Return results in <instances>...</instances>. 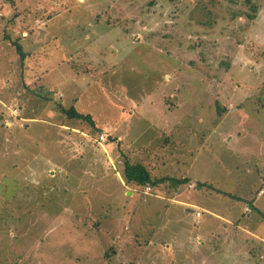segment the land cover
<instances>
[{"label": "rangeland", "instance_id": "1", "mask_svg": "<svg viewBox=\"0 0 264 264\" xmlns=\"http://www.w3.org/2000/svg\"><path fill=\"white\" fill-rule=\"evenodd\" d=\"M251 3L0 0V264H264ZM126 160L189 182L129 187Z\"/></svg>", "mask_w": 264, "mask_h": 264}, {"label": "trees", "instance_id": "2", "mask_svg": "<svg viewBox=\"0 0 264 264\" xmlns=\"http://www.w3.org/2000/svg\"><path fill=\"white\" fill-rule=\"evenodd\" d=\"M245 3L249 6L252 5L251 0H244ZM251 10L254 11L255 8L252 6ZM5 40H9V38L6 36ZM11 46L15 48L16 54L19 56L20 60H24L25 54L22 50L21 45L16 42V41H10ZM59 110L62 114L65 115V117L69 120H76V121H81L85 122L90 125L92 129L95 131H99L98 128H96V125L92 119V117L89 114H82L76 111L73 107L70 108H63L59 106ZM122 178L125 183V185L129 187H140V188H155L158 187L164 183H168L172 185L175 188H178L181 185H185L189 182L188 179L183 178V179H178L174 177H161V178H156L154 176H151L150 172L147 170V168L140 164V163H130L127 160L124 162L123 165V171H122ZM204 184L198 183L197 187H200ZM210 189H213L215 192L225 195L229 198L232 199H237L234 196L221 192L220 190H217L213 188L211 185L208 186ZM252 207L253 205L250 204ZM252 209L254 211H257L255 207L253 206ZM260 217L262 219V222L264 223V214L259 212Z\"/></svg>", "mask_w": 264, "mask_h": 264}, {"label": "built area", "instance_id": "3", "mask_svg": "<svg viewBox=\"0 0 264 264\" xmlns=\"http://www.w3.org/2000/svg\"><path fill=\"white\" fill-rule=\"evenodd\" d=\"M99 139H100V141H103V137H102V136H100ZM149 189H150V188H147L148 191H149ZM197 216H199L198 213H197Z\"/></svg>", "mask_w": 264, "mask_h": 264}, {"label": "crops", "instance_id": "4", "mask_svg": "<svg viewBox=\"0 0 264 264\" xmlns=\"http://www.w3.org/2000/svg\"><path fill=\"white\" fill-rule=\"evenodd\" d=\"M24 36V34H22V38H25V37H23ZM22 47V46H21Z\"/></svg>", "mask_w": 264, "mask_h": 264}]
</instances>
